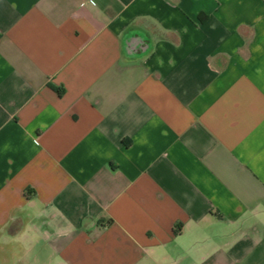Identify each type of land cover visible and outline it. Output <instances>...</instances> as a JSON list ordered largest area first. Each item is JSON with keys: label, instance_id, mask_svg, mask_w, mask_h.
Listing matches in <instances>:
<instances>
[{"label": "crops", "instance_id": "crops-1", "mask_svg": "<svg viewBox=\"0 0 264 264\" xmlns=\"http://www.w3.org/2000/svg\"><path fill=\"white\" fill-rule=\"evenodd\" d=\"M10 244L19 264H264V0H0Z\"/></svg>", "mask_w": 264, "mask_h": 264}, {"label": "rangeland", "instance_id": "rangeland-1", "mask_svg": "<svg viewBox=\"0 0 264 264\" xmlns=\"http://www.w3.org/2000/svg\"><path fill=\"white\" fill-rule=\"evenodd\" d=\"M12 251L14 252L12 253ZM19 252L20 251L18 250V248H13L12 244H10V247L8 248H3L0 245V264H19L16 262V258L17 256H19ZM5 257L9 258L10 261L8 260L9 262H4L3 260Z\"/></svg>", "mask_w": 264, "mask_h": 264}, {"label": "trees", "instance_id": "trees-1", "mask_svg": "<svg viewBox=\"0 0 264 264\" xmlns=\"http://www.w3.org/2000/svg\"><path fill=\"white\" fill-rule=\"evenodd\" d=\"M204 18H205L204 16L201 17L202 20H204Z\"/></svg>", "mask_w": 264, "mask_h": 264}]
</instances>
